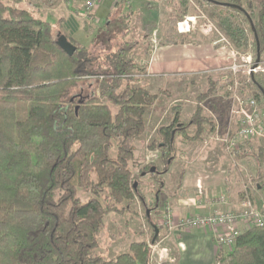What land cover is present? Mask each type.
<instances>
[{
    "label": "trees",
    "instance_id": "obj_1",
    "mask_svg": "<svg viewBox=\"0 0 264 264\" xmlns=\"http://www.w3.org/2000/svg\"><path fill=\"white\" fill-rule=\"evenodd\" d=\"M196 1L206 4L232 49L251 45L257 58L264 53V0L256 12L248 0ZM185 3L180 0L184 10ZM123 5L126 0H119L115 8ZM56 28L0 0V264H149L155 234L150 244L132 242L114 259L95 255L105 217L123 214L124 202L144 203L139 178L157 174L152 166L139 175L131 169L134 143L146 132L145 115L157 100L144 85L146 63L134 56L140 41H127L126 31L113 55L100 62L70 40L76 50L68 56L56 44ZM248 85L264 98V79L255 76ZM19 102L29 104L22 121L16 116ZM189 125L196 128L194 140L214 128L199 106ZM184 131L172 120L149 143L166 167L176 153L175 136ZM256 162L264 165V148ZM257 177L262 189V169ZM79 191L89 195L85 201ZM216 261L264 264V228L243 230Z\"/></svg>",
    "mask_w": 264,
    "mask_h": 264
},
{
    "label": "rangeland",
    "instance_id": "obj_2",
    "mask_svg": "<svg viewBox=\"0 0 264 264\" xmlns=\"http://www.w3.org/2000/svg\"><path fill=\"white\" fill-rule=\"evenodd\" d=\"M1 1L14 8L26 9L36 17L57 27L58 14L44 4L51 0ZM131 4L130 8L128 5L117 6L110 15L108 25L103 24L106 28L101 32L100 40L104 42L105 50L101 49L99 45L91 51L94 56H97L98 61L106 62V59L114 53L113 44L116 46L128 31L127 41H140L138 49L134 51L136 60L140 61L143 58L146 62L148 52L153 46L152 39L156 40L155 46L161 41L169 43L168 34L170 36L176 34V24L183 16H198L196 24H201L202 30L212 32L216 36L217 41L213 45L215 47L228 46L224 41H221L220 36L222 35L215 22L208 16L207 9L209 8L206 4H199L196 0H192L190 3L186 0L185 10L180 7V0H167L160 6L156 5L155 9L147 8L144 5L141 9L140 0H133ZM255 4H252L254 11L259 7V0H255ZM245 8L247 9V7ZM183 10L185 13H181ZM127 15H131V17L127 19ZM77 34L76 39L83 43L86 40L89 43L90 40L97 37V33H95L89 34L91 35L89 38L83 29L79 30ZM230 48L232 49L231 46ZM230 48L227 47L229 51ZM238 53L241 56L251 55L257 58L251 45L245 51ZM224 57L223 54L220 55L221 64L219 67H228L230 60L224 59ZM258 58L264 60V53ZM218 71L224 73L222 78L218 72H205L190 76L168 77L161 81L150 79L148 83L144 84L152 94L157 96V100L145 115L146 132L134 143L135 157L131 163V169L133 173L139 175L145 166H152L157 168V174L147 173L139 178V193L142 195L144 203L138 199L130 204L124 202L119 206L125 211L123 214L109 213L105 217V226L97 235L99 245L95 250L96 256L110 260L127 252L132 242L143 241L150 244L154 235L153 227H156L158 235L156 242L150 245L149 264H177V260L180 258L178 253L183 248L176 239L177 233L181 231L177 227V222L180 218L190 216L175 214L174 210L175 208L182 210L185 207L204 208V197L210 198V204L215 206L217 205L214 201L215 197L224 196L226 202L220 204L222 208L219 211L221 212H237L241 203L247 199L259 211L264 212V186L262 189L259 186L263 180L257 177V170L264 171V165L256 162L258 150L264 148V138H253L242 142L236 156H230L223 144L226 135L232 134L240 127L241 112L249 113L248 107L241 106L231 100L232 91H229V87L234 83L233 80L235 79L238 83L239 91L237 93L242 101L256 100L255 111L261 126L264 125V98L257 97L258 90L248 85L251 83V78L246 74L240 73L233 77L230 72ZM255 76L264 79V74ZM210 88L213 89L211 95L208 99L202 100V96H205ZM196 106L201 107L203 114L214 126L208 137H201L198 140L192 139L196 128L189 125ZM28 110V103H17V120H24ZM172 120L183 125L185 131L183 134L175 136L176 153L171 165L166 167L160 151H151L148 145L156 139L157 128L170 124ZM164 170L166 172L162 173ZM197 182L201 183L202 191L200 192L195 187ZM88 196L81 191L78 192V197L82 201H85ZM179 199L186 200L179 202ZM190 199L191 201H189ZM231 203H235L234 206L238 208L227 207V204ZM192 204L196 205L191 206ZM196 214L197 216L203 215V213ZM182 231L190 230L182 229ZM217 251H219L218 248ZM229 251L223 249L222 252L227 254ZM213 264H219L216 257Z\"/></svg>",
    "mask_w": 264,
    "mask_h": 264
},
{
    "label": "crops",
    "instance_id": "obj_3",
    "mask_svg": "<svg viewBox=\"0 0 264 264\" xmlns=\"http://www.w3.org/2000/svg\"><path fill=\"white\" fill-rule=\"evenodd\" d=\"M117 1L119 0H99L95 8L94 16L91 19L84 15L80 1H76L73 6L67 5L66 0H51L44 4L49 6L48 8L56 12L59 16V21L56 24V34L64 35L68 40L88 48L91 52L93 48L99 45L101 49L105 50L104 42L100 40L102 36L101 32L106 28L103 24L105 23L108 25L110 15L115 9V3ZM166 1L167 0H140V6L141 9L143 5L147 6V8L155 9L154 7L156 5L160 6ZM248 1H250L251 4H255V0ZM261 1L262 0H259V3ZM131 6L132 4L128 7L130 8ZM188 26L190 30L184 34L177 33L175 27L176 34L174 36L168 34V39L166 38L169 40V43H164V41L158 42L157 46H151L146 62L143 58L140 59L139 63L142 64L145 62L147 66V83L150 79L152 81H161L168 77L190 76L203 74L205 72H218L219 75L221 74V78L223 77L224 73L218 71L223 69V66L219 67L221 64L219 57L223 54L225 59H230L231 50L229 51L225 45L215 47L213 43L217 41L216 36H214L212 32L202 30L201 24H192L189 22ZM81 29L88 34L89 38L91 37L89 34L95 33H97V37H95L94 40H90L89 43L87 40L84 41V43L83 41H78L76 37ZM195 187L199 192L202 191L200 182H197ZM203 199L205 201L204 208L185 207L182 210L175 208L174 212L175 214L183 216H197L196 213L210 215L221 210L222 206L220 204L213 206L210 204V198L204 197ZM185 200L186 199H179L178 201L184 202ZM234 205L235 203H231L230 205L227 204V207L235 209L236 206ZM237 208L238 207H236V209ZM238 228L242 230L240 225H238ZM226 231L227 228L218 227L215 229L204 228L192 229L190 231L181 230L178 232L176 239L183 248L180 249L178 253L180 258L177 260V264H213L218 252L215 244V237Z\"/></svg>",
    "mask_w": 264,
    "mask_h": 264
},
{
    "label": "built area",
    "instance_id": "obj_4",
    "mask_svg": "<svg viewBox=\"0 0 264 264\" xmlns=\"http://www.w3.org/2000/svg\"><path fill=\"white\" fill-rule=\"evenodd\" d=\"M67 5L73 6L76 1H80L82 5V10L87 18H93L95 8L99 0H66ZM192 3V0H188ZM132 0H126V5L130 6ZM196 24L198 22V16H187L182 20H179L176 24V31L179 34H184L189 32L188 23ZM221 37V41H224L230 48L229 43ZM151 44L155 46L156 40L152 39ZM231 49V48H230ZM225 59V57H224ZM227 59V58H226ZM230 63L228 67L223 68L222 71H227L236 76L240 73L246 74L249 78H253L257 74H264V60L261 58H255L251 55L241 56L240 53L231 49ZM231 76V77H232ZM227 79V78H226ZM225 79V80H226ZM234 83L229 87L232 91V101L237 102L241 106H246L249 109V113L241 112V125L240 127L230 135H226V140L223 144L226 147L227 153L230 156H236L239 150V145L242 142L253 139V138H264V125L261 126L258 122V117L256 114L257 102L254 99L242 101L237 93L239 91L238 83L233 80ZM191 201V199L189 200ZM215 203L224 204L226 199L224 196L215 197ZM194 203V202H193ZM196 204H192L194 206ZM238 225L242 227L239 230ZM177 227L181 230H192V229H204V228H218L225 227L227 231L220 233L215 237V243L219 251L223 249L231 250L235 244L237 236L246 229L252 227L264 228V212L259 211L257 207L250 201L245 200L241 203L240 209L237 212L226 211V212H214L210 215L201 216H190L187 218H180L177 222Z\"/></svg>",
    "mask_w": 264,
    "mask_h": 264
},
{
    "label": "water",
    "instance_id": "obj_5",
    "mask_svg": "<svg viewBox=\"0 0 264 264\" xmlns=\"http://www.w3.org/2000/svg\"><path fill=\"white\" fill-rule=\"evenodd\" d=\"M56 44L60 47L68 56H72L76 50V47L64 36V35H57L56 37ZM151 172H154V168H151ZM154 234L155 237L158 235V230L154 227Z\"/></svg>",
    "mask_w": 264,
    "mask_h": 264
}]
</instances>
